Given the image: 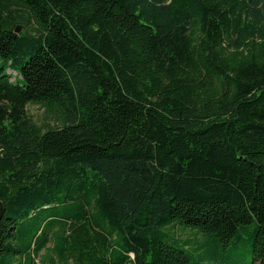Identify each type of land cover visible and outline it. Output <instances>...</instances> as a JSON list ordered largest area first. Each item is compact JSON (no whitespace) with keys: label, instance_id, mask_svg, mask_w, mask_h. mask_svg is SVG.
<instances>
[{"label":"trees","instance_id":"trees-1","mask_svg":"<svg viewBox=\"0 0 264 264\" xmlns=\"http://www.w3.org/2000/svg\"><path fill=\"white\" fill-rule=\"evenodd\" d=\"M0 202V264H264V0H0Z\"/></svg>","mask_w":264,"mask_h":264},{"label":"rangeland","instance_id":"rangeland-1","mask_svg":"<svg viewBox=\"0 0 264 264\" xmlns=\"http://www.w3.org/2000/svg\"><path fill=\"white\" fill-rule=\"evenodd\" d=\"M10 74V71H8ZM26 112L32 117L33 121L37 124L48 123L56 125L57 118L55 114H47L41 107L28 104ZM173 228L171 232L177 234L187 244H190V254L197 260L198 264H211V263H225V264H251L252 257L250 254L249 240L246 235L243 236L244 240H239L236 244H228L223 246L221 243H215L210 240L206 235L184 229L181 226ZM200 243L197 244V243ZM40 260L44 264H48L49 258L52 257L51 252L44 251L41 253ZM38 261V260H37Z\"/></svg>","mask_w":264,"mask_h":264},{"label":"water","instance_id":"water-1","mask_svg":"<svg viewBox=\"0 0 264 264\" xmlns=\"http://www.w3.org/2000/svg\"><path fill=\"white\" fill-rule=\"evenodd\" d=\"M4 206H3V204L0 202V220H1V218H2V216H3V214H4Z\"/></svg>","mask_w":264,"mask_h":264}]
</instances>
